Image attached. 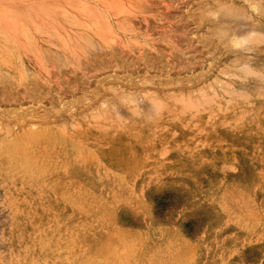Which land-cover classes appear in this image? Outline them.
<instances>
[{
    "label": "rangeland",
    "instance_id": "obj_1",
    "mask_svg": "<svg viewBox=\"0 0 264 264\" xmlns=\"http://www.w3.org/2000/svg\"><path fill=\"white\" fill-rule=\"evenodd\" d=\"M0 264H264V0H0Z\"/></svg>",
    "mask_w": 264,
    "mask_h": 264
},
{
    "label": "bare ground",
    "instance_id": "obj_2",
    "mask_svg": "<svg viewBox=\"0 0 264 264\" xmlns=\"http://www.w3.org/2000/svg\"><path fill=\"white\" fill-rule=\"evenodd\" d=\"M70 50H71V49H70ZM9 63H10V62H9ZM212 101H213V100H212ZM196 105H197V104H196ZM196 105H195V106H196ZM197 106H198V105H197ZM189 107H190V106H189ZM187 108H188V107H187ZM217 108H218V107H217ZM189 109H190V108H189Z\"/></svg>",
    "mask_w": 264,
    "mask_h": 264
}]
</instances>
